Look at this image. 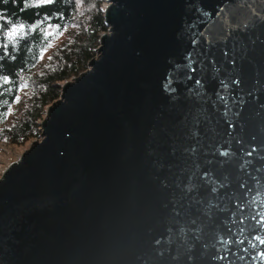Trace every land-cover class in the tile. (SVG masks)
<instances>
[{"label": "water", "instance_id": "1", "mask_svg": "<svg viewBox=\"0 0 264 264\" xmlns=\"http://www.w3.org/2000/svg\"><path fill=\"white\" fill-rule=\"evenodd\" d=\"M107 2L1 173L0 264H264V0Z\"/></svg>", "mask_w": 264, "mask_h": 264}, {"label": "trees", "instance_id": "2", "mask_svg": "<svg viewBox=\"0 0 264 264\" xmlns=\"http://www.w3.org/2000/svg\"><path fill=\"white\" fill-rule=\"evenodd\" d=\"M79 0H0V142L25 145L41 135L47 106L61 95L59 83L77 77L96 56L108 31L99 0L83 33L74 35L35 73L45 53L74 27ZM22 31L11 38L15 28ZM27 88L23 112L9 126L13 109Z\"/></svg>", "mask_w": 264, "mask_h": 264}, {"label": "rangeland", "instance_id": "3", "mask_svg": "<svg viewBox=\"0 0 264 264\" xmlns=\"http://www.w3.org/2000/svg\"><path fill=\"white\" fill-rule=\"evenodd\" d=\"M98 1L99 0H79L78 13H77L75 21H74V27L72 28V30L70 32H67L54 46H52V48L49 51H47L45 53L43 59L40 62L39 67L36 68L35 73H39L41 70L44 69L45 64H47V62L50 59L53 52H55L57 49H59V47H61L69 39L74 37V35L77 36L79 33H83V31L86 29V25L89 23V21L91 19V15H92L94 9L97 7ZM107 4H108L107 0H103L102 9H104L105 5H107ZM21 31H22L21 27L15 28L11 32L10 37L15 38ZM106 32H108V31H106ZM72 78H74V77H72ZM30 94H31V89L27 88L20 95L21 101H20L19 105H17L13 109L12 115L8 120L9 126H11L14 123V121L16 120V118H18L21 115V113L23 112V103L30 96ZM40 129H41V127H40ZM40 138H41V135L38 138L37 137L32 138L23 146L15 145V144L8 145L4 142H0V158H1L0 166H5L6 163L11 162V161H12V163L15 162L16 161L15 159L17 158L15 153H17L18 150H24V149L26 150L28 148V146L30 145L29 143H31V141L39 140Z\"/></svg>", "mask_w": 264, "mask_h": 264}, {"label": "bare ground", "instance_id": "4", "mask_svg": "<svg viewBox=\"0 0 264 264\" xmlns=\"http://www.w3.org/2000/svg\"><path fill=\"white\" fill-rule=\"evenodd\" d=\"M25 151H26L25 149L24 150H18L17 153H15L16 157H17L15 160L17 161L19 158H21V156L24 154ZM0 160H1V158H0ZM11 163H12V161L6 163L5 166H0V173H2Z\"/></svg>", "mask_w": 264, "mask_h": 264}]
</instances>
